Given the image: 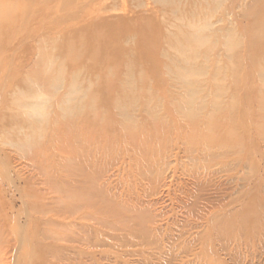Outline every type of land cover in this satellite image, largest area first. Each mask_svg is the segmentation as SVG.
Segmentation results:
<instances>
[{"label":"rangeland","instance_id":"rangeland-1","mask_svg":"<svg viewBox=\"0 0 264 264\" xmlns=\"http://www.w3.org/2000/svg\"><path fill=\"white\" fill-rule=\"evenodd\" d=\"M263 8L0 0V264H264Z\"/></svg>","mask_w":264,"mask_h":264},{"label":"bare ground","instance_id":"bare-ground-1","mask_svg":"<svg viewBox=\"0 0 264 264\" xmlns=\"http://www.w3.org/2000/svg\"><path fill=\"white\" fill-rule=\"evenodd\" d=\"M263 10H264V8H263ZM259 23H261V24H263L264 25V19H262V20H260L259 21ZM249 120V119H248ZM209 135H208V139H209ZM212 137V136H211ZM205 138V140H207L206 139V137H204ZM214 137H212V139H213ZM216 141V139L214 138L213 139V141ZM210 141V140H209ZM212 142V141H211ZM68 203H70V202H68ZM87 204V203H86ZM85 204V205H86ZM89 205V204H88ZM71 206H73L72 204H71ZM82 206H83V204H82ZM93 206V205H92ZM76 207V206H75ZM79 207V206H78ZM86 208H88V207H86ZM91 209H93L92 207H91ZM76 210V209H75ZM96 210V209H95ZM94 210V211H95ZM97 211V210H96ZM250 217V216H249ZM243 220H246V223H247V225H248V228H246V230L248 231V232H246L245 231V233H249V235H253L254 233H255V231H256V225H258V223H257V219L256 218H254V217H251V218H244L243 217ZM245 222V221H244ZM228 224V223H227ZM224 226V225H223ZM223 226H222V228H223ZM227 227H229V225H226ZM226 227V228H227ZM239 227V226H238ZM225 228V227H224ZM230 228V227H229ZM240 228V227H239ZM221 228H219L218 227V231L220 230ZM243 229V228H242ZM232 229H224V231H222V234L223 235H226V236H228V235H233L234 236V234L233 233H237V232H239V231H237L236 232V229H235V232H232L231 231ZM221 231H219L220 233H221ZM229 237V236H228ZM17 240H18V243H19V248H24L25 247V245H27L28 243H27V241H26V238H25V236H23L22 234H21V232L19 233L18 232V236H17ZM33 245H35V244H32L31 246H30V248L31 249H33V250H35V248L33 247ZM35 247H38V246H35ZM41 248V247H40ZM31 253H32V251H31ZM21 257H23L24 258V260H20L19 259V262L17 261V263L16 264H31L32 263V259L34 258V255H30L29 253H26V254H21Z\"/></svg>","mask_w":264,"mask_h":264}]
</instances>
